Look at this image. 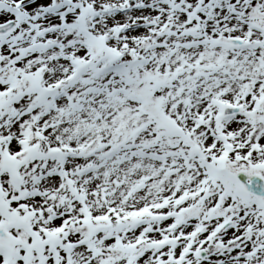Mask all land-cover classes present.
Returning a JSON list of instances; mask_svg holds the SVG:
<instances>
[{
	"label": "snow or ice",
	"instance_id": "1",
	"mask_svg": "<svg viewBox=\"0 0 264 264\" xmlns=\"http://www.w3.org/2000/svg\"><path fill=\"white\" fill-rule=\"evenodd\" d=\"M0 264H264V0H0Z\"/></svg>",
	"mask_w": 264,
	"mask_h": 264
}]
</instances>
